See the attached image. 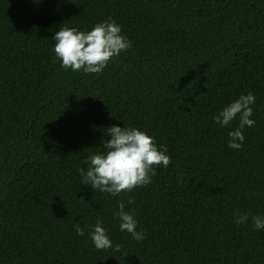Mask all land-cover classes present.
I'll use <instances>...</instances> for the list:
<instances>
[{
    "label": "trees",
    "instance_id": "16d2710c",
    "mask_svg": "<svg viewBox=\"0 0 264 264\" xmlns=\"http://www.w3.org/2000/svg\"><path fill=\"white\" fill-rule=\"evenodd\" d=\"M110 20L128 51L100 74L61 67L63 24ZM249 92L255 123L230 149L239 116L213 117ZM111 126L171 158L116 197L79 173ZM118 201L143 241L120 231ZM237 210L264 216V0H0V264H264V229L238 226ZM98 220L111 249L90 239Z\"/></svg>",
    "mask_w": 264,
    "mask_h": 264
},
{
    "label": "clouds",
    "instance_id": "9594fccd",
    "mask_svg": "<svg viewBox=\"0 0 264 264\" xmlns=\"http://www.w3.org/2000/svg\"><path fill=\"white\" fill-rule=\"evenodd\" d=\"M63 25L52 39L56 42L54 53L65 70L100 74L113 58L132 47L131 41L122 35L121 26L114 20L98 23L90 31H80ZM254 104L255 96L249 92L213 117L221 127H228L239 116L238 127L228 133L230 149H242L245 139L243 129L245 126L253 127L255 123L251 119V105ZM105 137L104 151L89 155L84 161L88 165L87 169H79L81 184L90 186L95 192L98 190L113 197L132 192L137 187L152 183V178L157 174L156 167L167 168L170 164L167 146L158 147L154 139L139 128L111 126L106 129ZM128 203L134 201L129 199ZM117 204L119 211L114 213V218L119 219L120 231L129 233L138 242L143 241L146 237L143 231H137L138 221L134 214L125 210L123 201H118ZM234 216V222L238 226L247 224L250 220L254 230L264 229V216H250L248 213H240L239 210ZM74 228L77 236H84V229L79 224H75ZM90 239L97 250L113 248L102 221L98 220L92 226ZM114 250L119 252L121 245H116Z\"/></svg>",
    "mask_w": 264,
    "mask_h": 264
}]
</instances>
